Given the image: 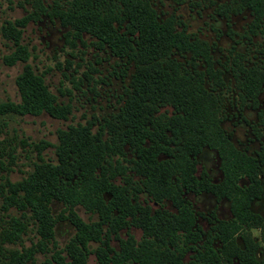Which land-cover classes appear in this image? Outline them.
<instances>
[{
	"label": "trees",
	"instance_id": "obj_1",
	"mask_svg": "<svg viewBox=\"0 0 264 264\" xmlns=\"http://www.w3.org/2000/svg\"><path fill=\"white\" fill-rule=\"evenodd\" d=\"M28 1L32 11L0 24V37L13 45L4 62L23 63L15 79L19 101L1 102L0 115L47 113L66 119L70 113L27 62L22 33L42 17L58 19L80 41L84 34L91 36L133 72L123 105L95 131L94 124L78 123L59 130L56 144L23 135L13 143L8 123L0 120V264H27L37 253L57 248L55 226L61 218L73 225L75 234L45 264H87L90 243L97 245L93 253L99 264H264V217L252 209L254 202L264 200V143L249 153L236 147L222 127L224 74L236 85L239 109H258L264 64L245 60L234 49L223 69L218 68L216 44L193 36L174 14L159 18L152 0ZM234 4L233 13L249 10L251 28H259L264 0ZM222 14L228 17V12ZM257 115L264 125V110ZM252 131L259 140L258 127ZM19 146L34 152L36 160L20 180L12 181ZM46 148L54 149L53 159L43 154ZM204 148L217 155L218 182L205 170L197 174V156ZM189 192L228 201L231 218L211 211L204 216L209 222L204 230L184 197ZM54 204L62 205L61 215L54 214ZM77 206L98 219L83 221ZM131 228L142 231L139 240ZM253 229L259 231V241ZM31 234L26 246L25 237Z\"/></svg>",
	"mask_w": 264,
	"mask_h": 264
},
{
	"label": "rangeland",
	"instance_id": "obj_2",
	"mask_svg": "<svg viewBox=\"0 0 264 264\" xmlns=\"http://www.w3.org/2000/svg\"><path fill=\"white\" fill-rule=\"evenodd\" d=\"M49 4L51 0H45ZM159 18L164 19L174 14L186 24L187 30L209 43H215L213 55L217 67L220 69L226 63L229 50L243 54L245 60L259 61L264 64V17L257 29L251 28L252 17L250 11L245 9L241 14L233 13L235 0H152ZM32 4L28 0H0V24L13 21L25 16L32 11ZM228 12V17L222 13ZM58 19L42 17L39 21H30L23 30L22 43L26 46L30 56L27 60L37 73L42 74L49 90L56 96L58 103L69 106L70 113L66 119L51 117L47 113L40 115H25L22 117H7L0 115V120L8 124V139L17 143L16 136L21 135L30 141H48L51 144L58 142L57 132L66 129L69 125L94 124L93 131L99 128L105 119H110L123 105L124 93L128 87L130 76L133 72L118 58L110 55L107 48H101L99 43L91 36L84 34L80 41L70 34ZM253 31V32H252ZM13 51V45L0 37V103L5 101H19V94L15 79L21 72L23 63L17 62L8 65L3 57ZM220 62V63H219ZM227 88L222 92L223 121L222 127L230 134L234 145L252 153L258 150L260 143H264V125L259 123L257 113L250 106L239 109L238 90L232 78L224 74ZM260 108L264 109V89L259 97ZM167 108L161 109L164 112ZM241 111V114H239ZM170 114V111L167 109ZM246 119H245V118ZM258 124L260 139L255 140L252 134V125ZM106 133V129H104ZM105 138L107 135L105 134ZM20 154L17 165L10 173L12 181L20 180L24 172L31 169V162L36 160L35 153L29 149L17 147ZM53 148H46L43 154L53 159ZM130 159V155L127 156ZM197 174L205 170L213 182L221 178L219 160L214 151L204 149L197 157ZM121 163L127 164L123 157L118 156ZM264 188V168L260 173ZM117 181H121L120 177ZM184 197L198 212L197 223L204 230L209 227L206 214L211 211L219 218L229 219V203L226 200H216L210 194L186 193ZM1 205V199H0ZM166 207L173 210L169 202ZM62 205L54 204L53 212L61 215ZM253 211L264 217V200L253 203ZM79 217L85 221H95L96 214L87 212L83 207L77 206ZM130 233L136 240L142 236L140 229L131 228ZM75 234L73 225L64 218L58 219L55 226V240L57 248L48 254L37 253L35 259L27 264H45L50 261L53 252L62 251ZM125 238L124 232L121 233ZM252 236L259 241V231L252 230ZM32 234L25 237V245H30ZM112 245L118 248L116 241ZM95 243H90L91 252L87 256V264H99L93 249ZM65 255V252H62ZM264 258V251H263ZM67 260V259H66ZM190 262V256L185 258ZM52 264H57L52 261Z\"/></svg>",
	"mask_w": 264,
	"mask_h": 264
},
{
	"label": "flooded vegetation",
	"instance_id": "obj_3",
	"mask_svg": "<svg viewBox=\"0 0 264 264\" xmlns=\"http://www.w3.org/2000/svg\"><path fill=\"white\" fill-rule=\"evenodd\" d=\"M242 12H243V11H242ZM242 12H241V13H242ZM241 13H239V14H241ZM213 56H214V55H213ZM214 59H215V58H214ZM260 107H261V106H260V102H259V107H258V109H255V110H259V111H260V110H264V109H261ZM244 118H245V117H244ZM245 119H246V118H245ZM257 125H258V124H255V125H252V126H257ZM252 126H251V127H252ZM252 132H253V131H252ZM252 134H253V133H252ZM254 136H255V135H254ZM255 140H257V139H255ZM258 141H259V140H258ZM204 149H205V148H204ZM204 149H202V150H204ZM202 150H201V151H202ZM199 154H200V153H199ZM199 154H198V155H199ZM197 157H198V156H197ZM197 160H198V159H197ZM213 197H214V196H213Z\"/></svg>",
	"mask_w": 264,
	"mask_h": 264
}]
</instances>
